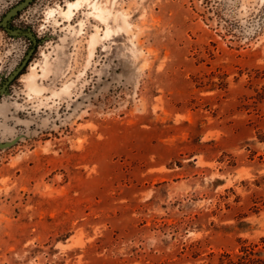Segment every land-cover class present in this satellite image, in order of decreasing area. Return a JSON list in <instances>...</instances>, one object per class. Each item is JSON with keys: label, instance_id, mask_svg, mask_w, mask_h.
<instances>
[{"label": "rangeland", "instance_id": "374dc122", "mask_svg": "<svg viewBox=\"0 0 264 264\" xmlns=\"http://www.w3.org/2000/svg\"><path fill=\"white\" fill-rule=\"evenodd\" d=\"M11 24L39 41L0 97V264H264V0ZM30 45L0 28V83Z\"/></svg>", "mask_w": 264, "mask_h": 264}, {"label": "water", "instance_id": "95a60500", "mask_svg": "<svg viewBox=\"0 0 264 264\" xmlns=\"http://www.w3.org/2000/svg\"><path fill=\"white\" fill-rule=\"evenodd\" d=\"M32 1L34 0H20L17 3H15L13 6L8 8L5 13L0 18V28H2L7 34H9L12 37L17 36H24L26 37L31 45L24 54L23 58L20 60L18 65L15 66L14 69H12L1 81L0 83V97L2 95L8 94V87L11 84V82L16 78V76L23 70V68L26 66L27 62L31 58L36 45L38 43L37 37L34 34L33 30L28 27H17L13 26L11 24L12 19L18 14L19 11L26 8ZM13 141H0V148H4L9 146Z\"/></svg>", "mask_w": 264, "mask_h": 264}, {"label": "bare ground", "instance_id": "6f19581e", "mask_svg": "<svg viewBox=\"0 0 264 264\" xmlns=\"http://www.w3.org/2000/svg\"><path fill=\"white\" fill-rule=\"evenodd\" d=\"M76 2V1H75ZM68 3V2H67ZM72 4V1L71 2H69V5H71ZM68 7V6H67ZM71 7H69V9H70ZM67 9V8H66ZM70 11V10H69Z\"/></svg>", "mask_w": 264, "mask_h": 264}, {"label": "flooded vegetation", "instance_id": "af4514ba", "mask_svg": "<svg viewBox=\"0 0 264 264\" xmlns=\"http://www.w3.org/2000/svg\"><path fill=\"white\" fill-rule=\"evenodd\" d=\"M32 2H33V1H32ZM32 2H31V3H32ZM19 12H20V11H19ZM19 12H18V14H19ZM18 14H17V15H18ZM13 19H14V18H13ZM13 19H12V20H13ZM1 29H2V28H1ZM2 30H3V29H2ZM38 41H39V40H38ZM36 46H37V45H36ZM9 86H10V85H9Z\"/></svg>", "mask_w": 264, "mask_h": 264}]
</instances>
